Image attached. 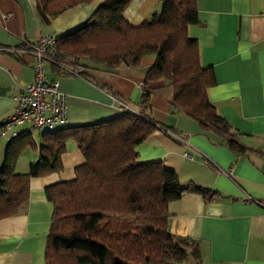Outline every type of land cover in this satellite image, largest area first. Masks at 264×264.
Wrapping results in <instances>:
<instances>
[{
    "label": "crops",
    "instance_id": "crops-1",
    "mask_svg": "<svg viewBox=\"0 0 264 264\" xmlns=\"http://www.w3.org/2000/svg\"><path fill=\"white\" fill-rule=\"evenodd\" d=\"M101 3L77 6L45 24L36 13L35 0H0V47L6 49L0 51V119L13 112L20 89L33 80L32 52L19 50L20 44L35 43L42 36L55 41L85 23ZM159 5L158 0H131L123 16L138 26L158 13ZM196 7L198 23L189 26L187 34L197 43L201 66L215 74V85L207 96L231 129L233 149L222 133L175 109L172 88L165 82L143 86L152 57L135 67L90 64L83 67L81 77L67 73L78 67L70 60L57 69L48 62L45 75L48 81H59L67 96L63 127L121 115L123 109L111 104L115 97L129 111L142 113L167 129L158 126L137 147V154L139 162L160 161L173 170L183 187H197L208 194L187 191L168 205L170 234L198 244L200 260L187 264H264V0H196ZM145 89L148 106L144 105ZM16 131H30L36 143L16 162V173L23 174L38 160L39 137L45 131L30 124ZM8 142L6 137L0 139V166ZM239 144L242 153L234 147ZM187 149L193 152L191 158L184 156ZM84 162L76 143L69 141L61 155L60 172L29 180L25 205L0 220V264H46L53 207L45 189L72 181L76 167Z\"/></svg>",
    "mask_w": 264,
    "mask_h": 264
},
{
    "label": "trees",
    "instance_id": "trees-1",
    "mask_svg": "<svg viewBox=\"0 0 264 264\" xmlns=\"http://www.w3.org/2000/svg\"><path fill=\"white\" fill-rule=\"evenodd\" d=\"M94 1L35 0V8L40 21L48 24L67 10ZM130 1L102 0L85 23L55 40L51 64L57 69L70 60L81 67V77L83 67L90 64L135 67L152 57L143 86L165 82L172 88L175 109L222 133L233 149L231 129L207 96L215 85V74L201 66L197 43L187 34L189 26L198 23L196 0H158L161 11L138 26L123 16ZM33 45L20 44L19 50L32 52ZM145 90L144 105L148 106L149 91ZM122 112L108 121L43 132L39 158L23 174L16 173L15 167L23 151L35 147L31 132L17 134L6 145L0 166V220L25 205L31 178L62 170L61 155L69 141L84 156L72 181L45 189L53 207L46 264H187L200 260L195 241L170 234L168 205L184 192H207L183 187L177 174L160 161L139 162L137 147L158 126L167 129L142 113ZM234 147L242 153L240 144Z\"/></svg>",
    "mask_w": 264,
    "mask_h": 264
},
{
    "label": "built area",
    "instance_id": "built-area-1",
    "mask_svg": "<svg viewBox=\"0 0 264 264\" xmlns=\"http://www.w3.org/2000/svg\"><path fill=\"white\" fill-rule=\"evenodd\" d=\"M30 48L34 60L33 80L20 89L14 100L13 112L0 119V139H14L18 134L16 129L24 124H30L32 129L36 130L53 131L66 123L67 96L61 90L59 81H48L44 69L45 65L51 62V55L56 50L55 41L49 36H42ZM0 51L6 49L0 47ZM80 71V67H74L71 72L78 76ZM111 102L112 105L129 111L117 98L111 97ZM180 140L187 146L185 140ZM192 155L193 152L189 149L184 152L186 158H191ZM225 176L232 178L228 173H225Z\"/></svg>",
    "mask_w": 264,
    "mask_h": 264
},
{
    "label": "rangeland",
    "instance_id": "rangeland-1",
    "mask_svg": "<svg viewBox=\"0 0 264 264\" xmlns=\"http://www.w3.org/2000/svg\"><path fill=\"white\" fill-rule=\"evenodd\" d=\"M161 7H162V5H161V3H160V5H159V7H158V9L156 8V10H159V12L161 11ZM158 12V13H159ZM151 14V13H150ZM149 18H150V16H148V19L147 20H149ZM141 24V23H140ZM134 26V25H133ZM137 26V25H136ZM5 118V117H4ZM3 119V118H2ZM21 167H22V165L20 164L19 165V167H18V169H21Z\"/></svg>",
    "mask_w": 264,
    "mask_h": 264
},
{
    "label": "bare ground",
    "instance_id": "bare-ground-1",
    "mask_svg": "<svg viewBox=\"0 0 264 264\" xmlns=\"http://www.w3.org/2000/svg\"><path fill=\"white\" fill-rule=\"evenodd\" d=\"M18 134H20L19 132H17Z\"/></svg>",
    "mask_w": 264,
    "mask_h": 264
}]
</instances>
